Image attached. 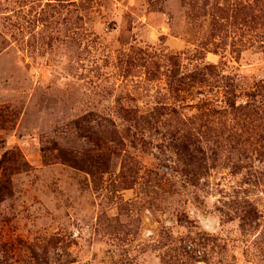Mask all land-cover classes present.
<instances>
[{
  "label": "rangeland",
  "instance_id": "rangeland-1",
  "mask_svg": "<svg viewBox=\"0 0 264 264\" xmlns=\"http://www.w3.org/2000/svg\"><path fill=\"white\" fill-rule=\"evenodd\" d=\"M3 176L0 264H264V0H0Z\"/></svg>",
  "mask_w": 264,
  "mask_h": 264
},
{
  "label": "trees",
  "instance_id": "trees-1",
  "mask_svg": "<svg viewBox=\"0 0 264 264\" xmlns=\"http://www.w3.org/2000/svg\"><path fill=\"white\" fill-rule=\"evenodd\" d=\"M162 109H164V110H166L165 108H162ZM166 115H171V113H167L166 112ZM14 155H16V152H13V150L12 151H8V152H6L5 154H4V156H3V162L5 161H7V162H11V161H13V156ZM15 157V156H14ZM7 178L5 177V176H3V177H0V193H2V192H4V190L5 189H7V187H8V183H7ZM1 197V196H0Z\"/></svg>",
  "mask_w": 264,
  "mask_h": 264
}]
</instances>
